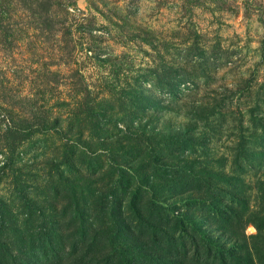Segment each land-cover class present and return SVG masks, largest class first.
<instances>
[{"label":"rangeland","instance_id":"rangeland-1","mask_svg":"<svg viewBox=\"0 0 264 264\" xmlns=\"http://www.w3.org/2000/svg\"><path fill=\"white\" fill-rule=\"evenodd\" d=\"M0 264H264V0H0Z\"/></svg>","mask_w":264,"mask_h":264}]
</instances>
